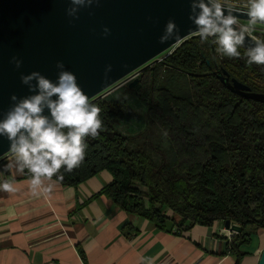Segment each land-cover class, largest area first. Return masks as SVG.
<instances>
[{
	"label": "trees",
	"instance_id": "obj_1",
	"mask_svg": "<svg viewBox=\"0 0 264 264\" xmlns=\"http://www.w3.org/2000/svg\"><path fill=\"white\" fill-rule=\"evenodd\" d=\"M217 48L213 38L202 42L194 35L141 71L136 87L128 83L114 97L93 101L100 109L99 135L85 138L86 156L78 167H62L52 178L76 186L107 170L112 181L98 194L159 228L169 219L183 230L237 223L243 229L228 246L240 259L253 230L264 228V103L220 81L212 50L221 69L256 92L264 93V65L248 64L243 46L239 58ZM131 97L146 109L145 128L138 132L123 121ZM154 126L169 139L173 159L142 138Z\"/></svg>",
	"mask_w": 264,
	"mask_h": 264
},
{
	"label": "crops",
	"instance_id": "obj_2",
	"mask_svg": "<svg viewBox=\"0 0 264 264\" xmlns=\"http://www.w3.org/2000/svg\"><path fill=\"white\" fill-rule=\"evenodd\" d=\"M12 160L11 152L0 158V182L17 189L0 190V264H258L264 249V228L253 230L240 259L223 221L183 230L169 219L159 228L98 194L112 181L107 170L76 186L45 179L51 191L33 196L31 174L6 169Z\"/></svg>",
	"mask_w": 264,
	"mask_h": 264
},
{
	"label": "water",
	"instance_id": "obj_3",
	"mask_svg": "<svg viewBox=\"0 0 264 264\" xmlns=\"http://www.w3.org/2000/svg\"><path fill=\"white\" fill-rule=\"evenodd\" d=\"M190 4L191 0H100L99 6L82 10L79 20L70 24L65 13L68 0H0V120L13 104V94L18 98L33 94L21 82V73L39 71L55 81L58 60L76 75L90 101H95L131 73H140L157 56L197 34L196 25L189 19ZM235 6L241 12L233 13L240 29L243 26L238 21L250 20L242 13L245 6ZM169 19L176 23L179 34L161 44L159 37ZM105 26L110 29L106 37L102 34ZM251 46L253 42L246 35L243 47ZM212 54L215 73L229 90L264 103L263 92L231 78L220 68L215 49ZM13 57L22 61L20 68H16ZM108 64L112 71L105 77ZM139 81L135 77L129 86L136 87ZM44 114L50 116V111L45 109ZM10 152V141L0 135V158ZM225 226L236 233L243 229L230 220ZM258 264H264V249Z\"/></svg>",
	"mask_w": 264,
	"mask_h": 264
},
{
	"label": "clouds",
	"instance_id": "obj_4",
	"mask_svg": "<svg viewBox=\"0 0 264 264\" xmlns=\"http://www.w3.org/2000/svg\"><path fill=\"white\" fill-rule=\"evenodd\" d=\"M99 4L100 0H68L65 13L69 23L79 20L82 10H91ZM190 8L189 19L196 25L202 42L211 37L220 53L239 58L238 48L243 46L247 35L254 45L246 49L247 63L264 65V40L250 35L257 23H264V0H247L242 13L247 15L250 24L240 29L236 27L237 15L233 13L241 12L235 5L230 6L221 0H191ZM92 14L89 11V15ZM109 33L110 29L105 26L102 34L106 37ZM178 34V26L169 19L159 43L165 44ZM12 61L16 68L21 67L20 59L13 57ZM56 69L55 81L39 71L21 73V82L33 94L20 98L13 94V104L0 120V135L10 141L13 156L6 169L11 171L13 166L20 172L27 169L31 174L33 196L50 192L51 187L45 186L44 180H51L62 167L67 171L78 167L86 156L85 138H96L102 129L100 109L90 101L76 75L65 68L63 61L56 62ZM111 71L112 65L108 64L104 76ZM45 109L50 111V116L44 114ZM0 190L17 191L14 183L6 179L0 182Z\"/></svg>",
	"mask_w": 264,
	"mask_h": 264
},
{
	"label": "rangeland",
	"instance_id": "obj_5",
	"mask_svg": "<svg viewBox=\"0 0 264 264\" xmlns=\"http://www.w3.org/2000/svg\"><path fill=\"white\" fill-rule=\"evenodd\" d=\"M238 22L243 27L248 26L250 24L249 21H238ZM262 33H264V25L257 23L254 26V30L250 34L259 38V36ZM192 36H194V35H192ZM182 42H184V41H182ZM182 42L176 44L171 49L163 52L162 54L157 56L152 61L155 62V60L158 61V60L163 59L165 56H167L171 52H173L175 48L180 46L182 44ZM135 73H137V72L131 73L130 75L125 77L123 80L119 81L118 83H116L115 85H113L112 87H110L109 89L104 91L102 93L101 97H106V96H107V98L108 97L109 98L114 97V95L119 90H121L120 89L121 87L123 88L124 85H126L128 83L130 84V82L133 81L135 77H139L138 75L134 77ZM129 103H130L131 109H130L129 115L126 116L125 120H123V121H125V125H130L131 130L133 132L134 131L138 132L140 130H143L145 128V124H146V109H145V107L138 101V99L136 97H131L129 100ZM129 116H130V118H129ZM126 127L127 126L123 125L122 130L126 131ZM142 138H147L150 140V142H153L158 148H160L165 153L167 159H173L175 157V154H174V151H173V148L171 146L169 139L164 135V133L161 131V129L158 126H154L149 131L147 136H143Z\"/></svg>",
	"mask_w": 264,
	"mask_h": 264
},
{
	"label": "flooded vegetation",
	"instance_id": "obj_6",
	"mask_svg": "<svg viewBox=\"0 0 264 264\" xmlns=\"http://www.w3.org/2000/svg\"><path fill=\"white\" fill-rule=\"evenodd\" d=\"M135 75L137 76V75H139V73L138 74H135Z\"/></svg>",
	"mask_w": 264,
	"mask_h": 264
},
{
	"label": "built area",
	"instance_id": "obj_7",
	"mask_svg": "<svg viewBox=\"0 0 264 264\" xmlns=\"http://www.w3.org/2000/svg\"><path fill=\"white\" fill-rule=\"evenodd\" d=\"M221 1H223V0H221Z\"/></svg>",
	"mask_w": 264,
	"mask_h": 264
}]
</instances>
